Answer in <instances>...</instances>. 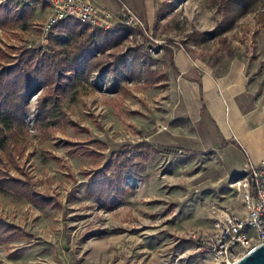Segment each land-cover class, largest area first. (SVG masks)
Here are the masks:
<instances>
[{
	"label": "rangeland",
	"instance_id": "obj_1",
	"mask_svg": "<svg viewBox=\"0 0 264 264\" xmlns=\"http://www.w3.org/2000/svg\"><path fill=\"white\" fill-rule=\"evenodd\" d=\"M155 2L153 23L142 21L145 30L133 29L95 55L105 63L124 52V76L94 68L75 87L54 93L60 115L52 123L35 119L45 92L38 90L28 100L22 128L12 136L6 131L0 169L28 181L49 201L38 206L0 189V216L15 225L0 233V264H219L199 240L220 211L243 212L232 186L240 167L219 144L199 151L156 141L168 120L189 130L185 117L173 118L169 53L185 49L217 73L238 59L261 91L264 0H253L247 11L237 0ZM5 7L15 13L23 6L4 0L0 11ZM31 9L26 21L0 19L1 49L48 50V37L45 46L38 43L46 11ZM124 150L130 157L136 150L147 155L138 176L125 182L126 192L104 207L85 185L93 169Z\"/></svg>",
	"mask_w": 264,
	"mask_h": 264
},
{
	"label": "trees",
	"instance_id": "obj_2",
	"mask_svg": "<svg viewBox=\"0 0 264 264\" xmlns=\"http://www.w3.org/2000/svg\"><path fill=\"white\" fill-rule=\"evenodd\" d=\"M237 1L242 2V11H247L253 2ZM0 6H4V0H0ZM20 8L15 13L8 7L1 9L0 19L3 23L26 21L32 15V9L28 6ZM132 31V28L123 26L113 31L104 30L67 17L60 19L49 32L48 50L39 46L22 47L12 54L0 48V149L8 142L6 131L12 136L24 125L28 100L38 90L45 92L38 98L35 119L42 124L52 123L60 115L54 93H64L67 88L75 87L94 68L110 69L124 76L127 63L124 52L113 53L114 58L105 63L95 55L116 46ZM143 143L151 146L147 140ZM146 155L142 150H136L132 157L126 150L116 152L104 166L92 170L85 185L87 192L96 196L104 207L115 204L126 192L124 184L127 179L138 176L140 161ZM0 189L21 194L38 206L49 201V197L32 190L28 181L1 169ZM13 228V223L0 216V233Z\"/></svg>",
	"mask_w": 264,
	"mask_h": 264
},
{
	"label": "crops",
	"instance_id": "obj_3",
	"mask_svg": "<svg viewBox=\"0 0 264 264\" xmlns=\"http://www.w3.org/2000/svg\"><path fill=\"white\" fill-rule=\"evenodd\" d=\"M117 12L126 0H94ZM143 21L156 19L155 0H129ZM168 83L175 95L173 118L183 116L189 130L167 122L156 141L190 150L223 146L238 161L259 162L264 157V89L255 90L245 63L232 59L222 73L185 49L169 53ZM183 129V131H180Z\"/></svg>",
	"mask_w": 264,
	"mask_h": 264
},
{
	"label": "built area",
	"instance_id": "obj_4",
	"mask_svg": "<svg viewBox=\"0 0 264 264\" xmlns=\"http://www.w3.org/2000/svg\"><path fill=\"white\" fill-rule=\"evenodd\" d=\"M13 1L21 6L46 11L38 39L41 46H45L55 24L67 17L104 30L113 31L120 26L145 30L142 20L123 1L117 12L94 0ZM153 41L158 43L155 39ZM232 186L240 192L243 212L237 213L232 209L220 211L214 217L211 229L199 240L200 249L219 264H231L256 245L264 243V157L257 163L249 158L244 160Z\"/></svg>",
	"mask_w": 264,
	"mask_h": 264
},
{
	"label": "water",
	"instance_id": "obj_5",
	"mask_svg": "<svg viewBox=\"0 0 264 264\" xmlns=\"http://www.w3.org/2000/svg\"><path fill=\"white\" fill-rule=\"evenodd\" d=\"M231 264H264V243H260L244 253Z\"/></svg>",
	"mask_w": 264,
	"mask_h": 264
}]
</instances>
